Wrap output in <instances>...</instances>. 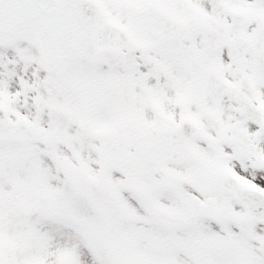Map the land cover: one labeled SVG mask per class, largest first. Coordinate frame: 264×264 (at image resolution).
I'll return each instance as SVG.
<instances>
[{
	"label": "snow or ice",
	"instance_id": "6c2138e0",
	"mask_svg": "<svg viewBox=\"0 0 264 264\" xmlns=\"http://www.w3.org/2000/svg\"><path fill=\"white\" fill-rule=\"evenodd\" d=\"M0 264H264V0H0Z\"/></svg>",
	"mask_w": 264,
	"mask_h": 264
}]
</instances>
